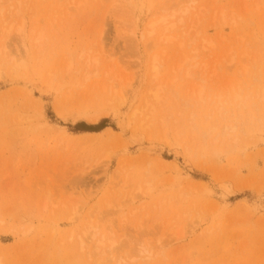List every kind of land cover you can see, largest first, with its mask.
Wrapping results in <instances>:
<instances>
[{
  "label": "rangeland",
  "instance_id": "1",
  "mask_svg": "<svg viewBox=\"0 0 264 264\" xmlns=\"http://www.w3.org/2000/svg\"><path fill=\"white\" fill-rule=\"evenodd\" d=\"M165 1L0 0V264H264V100L235 132L213 102L264 89V0Z\"/></svg>",
  "mask_w": 264,
  "mask_h": 264
},
{
  "label": "bare ground",
  "instance_id": "2",
  "mask_svg": "<svg viewBox=\"0 0 264 264\" xmlns=\"http://www.w3.org/2000/svg\"><path fill=\"white\" fill-rule=\"evenodd\" d=\"M171 1L172 0H166L165 2H164V5H163V8H162V10L166 13V12H169L170 11V9H172L174 6V4H171ZM168 3H170V4H168ZM179 10V9H178ZM189 7H187L186 8V11H183V9H181V12H183L184 14L185 13H187V12H189ZM176 11V10H175ZM180 11V10H179ZM178 11V12H179ZM176 14H177V12L176 13H173V14H171V15H169V14H165V15H167V16H163V14H162V16H163V18L161 19V20H157V21H155V22H153L152 24H151V28L152 29H150V30H145L144 32H141L140 34H139V36L137 37V39L140 41V40H148L151 36H152V34L153 33H155L154 32V29H155V27L157 26V25H159V24H161V23H165L166 24V22L169 20V18L172 16V17H175L176 16ZM179 20H183V18L181 17ZM175 25V22H172L171 23V26H174ZM20 26V25H19ZM22 26V25H21ZM23 27H24V25H23ZM23 27H20L19 28V32H21L22 30H23ZM134 33V32H133ZM42 33H40V37H42ZM39 37V38H40ZM165 40H170V38L169 37H166L165 38ZM37 41H39V40H37ZM208 42V41H207ZM208 44H210V45H212V43H211V41H209L208 42ZM102 45H103V43H102ZM213 45H214V43H213ZM209 46V45H208ZM208 46H206V47H208ZM193 58L194 57H190V56H188L187 57V61H191V60H193ZM186 64H188V63H186ZM197 65V64H196ZM196 67V66H195ZM247 67H250V66H247ZM246 67V69H245V71L247 70V69H249V68H247ZM254 67V66H253ZM259 68H260V66H259ZM189 69V68H188ZM191 69V68H190ZM152 70H153V72H155V74L152 76V78H153V80H154V78H156L157 79V76L159 75V72H158V57L157 56H155V59H154V63H153V65H152ZM191 71L189 70V72L188 73H190ZM217 72V71H216ZM248 72V71H247ZM260 72V71H259ZM249 73V72H248ZM248 73H246V74H248ZM191 74V73H190ZM216 74V73H215ZM254 75V74H253ZM191 77V76H190ZM152 80V81H153ZM255 80H258V78L257 79H255ZM203 81H204V79H203ZM202 81V82H203ZM205 82H206V80H205ZM239 82V81H238ZM237 82V83H238ZM257 82V81H256ZM258 83H259V81H258ZM260 84L261 83H259V85H257V86H260ZM233 85H235L234 83H232V85H231V87H230V90H227L228 91V96H227V99H225L224 100V102H222V99H223V95H222V93L221 94H217V91H216V96L214 95V100H213V102H215V103H217V105H215V108H218L219 110V112L221 113V115L223 114V117L225 118V123H227V120H229V122L230 121H232V124L231 125H227V126H224L225 127V129L227 128V129H230L231 131H233V132H235L236 130H237V128L238 127H242V130L244 129V127H245V125L246 124H248V122L250 121V118H251V113H252V111L250 112L249 111V109L250 110H252V109H254L255 108V110L257 109V111H258V107L256 108V106H258L259 105V103L260 102H262V100H264V94H263V96H262V92L264 91V89L263 88H261L262 90H260V88H258L257 87V96H258V94H259V97L257 98V99H253V97H251L253 94L251 93V96L250 95H244L243 94V92H242V88H241V86L240 85H238L237 86V88L236 87H234ZM107 87V86H106ZM122 89H123V87L122 86H120ZM195 87H198V85L197 86H195ZM261 87V86H260ZM114 88V90H113V92H114V96H115V98H117V99H119V100H121L122 98H124V96H123V92L125 93V91L124 90H122V89H118V87L116 88V87H113ZM108 89V88H107ZM110 89V88H109ZM198 96H199V98H198V102H200L199 104H201V102H203V103H206V100L204 101V99H205V97H203V94H205L204 93V91H205V85H200L198 88ZM229 89V88H228ZM110 90H112V89H110ZM109 90V91H110ZM164 90V88H163V86L161 85V84H158V85H156V86H154V87H152V88H150V93H151V95H152V97L155 99H152L153 101H158L159 102V100H161L162 98V95H161V92ZM193 90V89H192ZM211 90V89H210ZM209 90V91H210ZM208 91V92H209ZM213 91H215V90H213ZM222 91V90H221ZM261 91V92H260ZM223 92V91H222ZM260 92V93H259ZM110 93L112 94V92L110 91ZM191 93H193V91L191 92ZM220 93V92H219ZM250 93V92H249ZM248 93V94H249ZM213 94V93H212ZM226 94V93H225ZM122 95V96H121ZM226 95H224V97H225ZM151 97V98H152ZM167 97V96H166ZM210 97H211V95H210ZM114 98V97H113ZM125 99V98H124ZM123 99V100H124ZM115 100V99H114ZM113 100V101H114ZM163 100V99H162ZM209 100V99H208ZM256 100V101H255ZM163 101H165V100H163ZM122 102V101H121ZM147 102V101H146ZM186 102V101H185ZM160 103V102H159ZM224 103L225 104H227V105H229V107H226L225 105H224ZM145 104V103H144ZM149 103H147V105H148ZM207 104V103H206ZM220 104V105H219ZM146 104H145V109H146V106H147ZM208 105V104H207ZM211 105H213V104H211ZM150 106H152V107H154L153 106V104H151ZM261 106H262V104H261ZM144 109V108H143ZM137 108L133 111V112H138L139 110H137ZM150 110V109H149ZM143 111V110H142ZM142 111H141V113H142ZM154 111V110H153ZM218 112V113H219ZM135 113L133 114V115H135ZM140 113V114H141ZM148 116V115H147ZM220 116V115H219ZM260 117H262V115L260 116ZM147 118V117H146ZM153 118V117H152ZM154 119V118H153ZM165 119L163 118H161V121H164ZM261 120V119H260ZM255 123H252L251 125H254ZM226 125V124H225ZM166 137V136H165ZM161 139V138H160ZM168 137H167V141H168ZM166 141V140H165ZM166 141V142H167ZM169 142V141H168ZM135 197V196H134ZM134 197H132V199L134 198ZM129 199H131V198H129ZM123 202V201H122ZM127 202H131V201H127ZM117 203V202H116ZM119 203V202H118ZM118 203L116 204V205H118ZM111 205V204H110ZM127 205V204H126ZM126 205H124V203L122 204V203H119V210H118V212H120V210L122 211V210H124V207L126 206ZM114 206V205H113ZM116 207V206H115ZM136 211V209L133 211L132 210V214H133V212H135ZM91 212V211H90ZM93 212H94V210H93ZM117 212V213H118ZM123 212V211H122ZM92 213V212H91ZM91 213H88V214H91ZM121 215V214H120ZM126 216V215H125ZM86 218V217H85ZM94 220H96V217L95 216H91L90 215V222L88 223V225H86L83 229H82V231H81V233L79 234V241H80V246H81V248H83V246H84V244L88 241V242H90V241H92L93 242V247H94V249L96 250V251H98V252H103V253H105V252H107V247L109 248V252L112 254V253H114V251H115V249H116V245H117V242L115 241V240H113L110 236H109V232L106 234L105 232H101L100 231V229H99V226L98 225H95L96 223H95V221ZM99 218L97 219V223L99 222ZM124 220V219H123ZM94 221V222H93ZM125 221V220H124ZM95 223V224H94ZM111 225H112V223H110ZM109 224V225H110ZM110 227V226H109ZM117 228V227H116ZM108 230H112V229H108ZM119 231V230H118ZM112 234V233H111ZM160 240V239H159ZM161 241L162 240H160V243H161ZM159 243V244H160ZM158 244V245H159ZM123 245H125V244H123ZM122 245V246H123ZM138 245V244H137ZM136 245V246H137ZM163 245H164V242H163ZM162 244H161V247L163 248L164 246H163ZM138 246H140V245H138ZM137 246V247H138ZM157 246V245H156ZM161 247L159 248V246H158V248L159 249H161ZM153 248H155V246H153ZM114 249V250H113ZM119 249V248H118ZM117 249V250H118ZM122 249V248H121ZM95 251V252H96ZM122 251V250H121ZM162 251V250H161ZM94 253V252H93ZM132 253V252H131ZM129 254V253H128ZM113 255V254H112ZM144 257V259H147V261H152V260H154L155 259V256H157V254L156 253H154V249L152 250V249H149V248H146V247H143V248H140V247H138V249H136V251L133 253V254H131V255H129V257L128 258H130V259H132V260H134L135 258L137 259L138 257ZM115 259V258H114ZM118 260V259H117ZM116 260V261H117ZM116 261H115V263H116ZM130 261L131 260H128V259H126V258H123V257H121L120 258V260H118L117 262H119L120 264H130ZM135 261V260H134Z\"/></svg>",
  "mask_w": 264,
  "mask_h": 264
}]
</instances>
